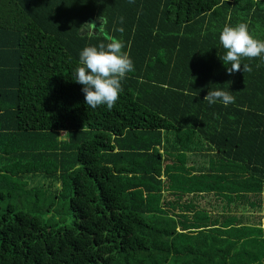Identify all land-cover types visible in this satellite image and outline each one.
I'll return each mask as SVG.
<instances>
[{"label": "trees", "instance_id": "1", "mask_svg": "<svg viewBox=\"0 0 264 264\" xmlns=\"http://www.w3.org/2000/svg\"><path fill=\"white\" fill-rule=\"evenodd\" d=\"M242 22L264 41V0H0V264H264V60L229 75L219 41ZM109 36L134 71L91 108L74 70Z\"/></svg>", "mask_w": 264, "mask_h": 264}, {"label": "clouds", "instance_id": "2", "mask_svg": "<svg viewBox=\"0 0 264 264\" xmlns=\"http://www.w3.org/2000/svg\"><path fill=\"white\" fill-rule=\"evenodd\" d=\"M135 3V0H129ZM96 20L99 21L97 27ZM92 22H84L80 26L82 35H98L105 32L109 21L100 15ZM119 24L124 23L123 17H118ZM113 31L123 33V27H113ZM107 43L101 42L98 46H86L79 54V66L74 70V82L82 85L84 102L91 108L106 105L111 110L119 99L122 91L121 82L128 73L134 71V64L127 51H124V42L114 37H107ZM219 41L226 54L221 58L226 73L231 75L240 71L251 72L248 64L241 63L242 59L261 58L264 60V41L256 39L248 29V24L238 23L235 26H224L219 34ZM209 105L218 101L224 106L235 102L230 91L209 90L203 97Z\"/></svg>", "mask_w": 264, "mask_h": 264}, {"label": "rangeland", "instance_id": "3", "mask_svg": "<svg viewBox=\"0 0 264 264\" xmlns=\"http://www.w3.org/2000/svg\"><path fill=\"white\" fill-rule=\"evenodd\" d=\"M88 22H91V21H88ZM62 134V131L60 130L59 131V135H61ZM173 157L174 156H169V158L170 159H173ZM179 163H176V164H174L173 165V168L174 169H178L179 168ZM200 179V177L198 176V175H195V174H193V173H182L181 174V176H180V178H179V182H180V184L181 185H183L184 186V190H189V191H192V188H193V186L195 185V183H196V181L197 180H199ZM223 179H224V181H218V180H216V184H222L223 186L222 187H218V189L219 190H222L224 187H226L228 184H229V181H228V174H224V176H223ZM231 181V180H230ZM231 182H233V181H231ZM194 193V192H193ZM48 196H51V192L49 193V195ZM215 196V195H214ZM183 197H184V195H183ZM182 197V198H183ZM217 197V196H216ZM186 199H188V198H186ZM218 199V198H217ZM214 201H215V199H214ZM195 205L194 206H197V207H200L201 206V204L198 202V201H196V199H195V201H192ZM198 204H197V203ZM58 203H61V205H62V207L64 208V212L62 211L63 210V208L61 207L60 208V210L62 211V212H60V213H54L53 215L55 216V217H61V219H62V221H64L65 223H68L69 221H68V219H69V216H68V213H67V211L69 210L68 209V207H67V199H64V201H59ZM200 205V206H199ZM188 207H191V209L189 210V212H188V215H189V213L190 212H193L194 210V207L193 206H191V205H188ZM193 207V208H192ZM207 210H210L211 209V211H210V213L211 214H218V212L220 213V214H224L225 212L226 213H228L227 211H229V212H236L237 211V209L236 208H234V206L233 205H230L228 208H222V207H220L219 206V204L217 203L216 205H212V206H208L207 208H206ZM53 212V210H51V211H48V212H45L46 214L45 215H49V214H51ZM66 212V213H65ZM200 215H201V220L202 221H205V222H209V220H213V216L212 215H209L208 213H203V212H200ZM190 216V215H189ZM228 218L229 217H226V220H228ZM190 220H194L193 218H189ZM260 225H261V219H260Z\"/></svg>", "mask_w": 264, "mask_h": 264}]
</instances>
